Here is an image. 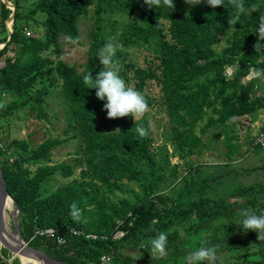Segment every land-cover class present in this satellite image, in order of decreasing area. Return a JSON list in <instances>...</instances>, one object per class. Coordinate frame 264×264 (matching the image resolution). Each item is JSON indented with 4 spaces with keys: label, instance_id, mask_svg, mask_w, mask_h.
<instances>
[{
    "label": "rangeland",
    "instance_id": "374dc122",
    "mask_svg": "<svg viewBox=\"0 0 264 264\" xmlns=\"http://www.w3.org/2000/svg\"><path fill=\"white\" fill-rule=\"evenodd\" d=\"M38 1L19 0L20 6L17 8L11 0H0V33L2 28L7 30L6 35H0V50L9 44L15 29L26 37L42 39L46 37V27L43 25L46 16L37 12L34 14V19L30 20L27 17ZM99 1L103 7V27L92 35L96 27L95 17ZM195 1L197 0H193ZM1 3L10 10L5 20L1 18ZM259 5L264 13V0H259ZM142 7H144L143 0H94V5L89 8L88 14L79 20V43L72 44L65 36H61L59 58L53 46L42 53L44 57L50 59V62L52 61L48 69H55V62L64 59L70 65L76 66L78 73L90 72L95 78L96 72L102 66L98 59L86 66L89 47L97 38L105 41L107 36L112 35L121 45L115 54L120 67L119 75L127 86L137 89L135 86L137 70L155 68L160 64L158 42L171 39L169 21L160 16L157 18L156 15L143 16L140 11ZM153 10L155 13L157 9L153 8ZM257 13V9L249 10L245 16L246 20ZM16 14H20L21 17L17 19ZM149 24L155 32L161 31L162 37L155 33L151 37H146V33L131 35L129 43L122 40L124 32L136 34L139 28H145ZM255 28L251 29L253 35H257L254 33ZM232 34L233 31H228L227 35L212 45V49L217 54H223L228 46L227 39ZM98 44L103 45L99 42ZM18 50L15 44L10 45L0 59V67L5 65L6 58L13 57ZM262 60L257 61L251 68L264 69ZM237 69L236 65L226 67L224 71L226 80L233 79ZM248 73L240 77L238 87L226 90L225 96H231L233 99L241 96L244 88L255 80ZM210 77L212 74L203 76L198 82L204 83ZM61 86L62 83L53 70L52 73H47L43 84L41 82L34 84L33 91L36 92L34 95L32 94L35 92L18 98L16 95L3 94L0 108L8 107V112L0 118V148L4 151V154L0 155V165L14 166L16 161L23 158L27 161L24 162L22 170L28 168L33 173L41 166L49 168L51 173L47 181L42 183L40 190L42 198L73 181L80 183L81 190L85 192V208L88 210L96 209V204L90 199L91 194H94L93 190L98 189V197L105 199L107 204L115 208V213L108 214L109 219L115 223L111 240L119 241L120 244L116 255H107L108 262L101 264H149L154 261H160V264H186L185 257L202 244L206 247H214L216 252L214 264H253L257 261L264 264V247L257 243L242 240L228 245L213 244L215 241L227 240L239 233V210L248 208V202L255 203L253 209L257 214L264 209V195L260 193V186L264 185L262 169L264 168V82L255 84L252 93L244 101L242 110L232 115L235 119L227 120L223 124L219 123L222 100L218 99L216 94H212L203 109L201 119L195 126H179V131H191L198 140L195 141V145L188 143L182 152L178 142L180 136L173 133L177 124L172 121L169 102H166L163 91L155 80H146L142 94L147 103V110L142 116L137 117L136 121L146 117L150 139L148 158L139 156L133 159L132 167L136 170L138 180L124 178L116 181L117 186L111 189L88 175L84 138L77 135V117L72 104L63 95ZM41 88L43 90H40ZM93 92L94 94L90 95L91 101L97 105L95 109L97 126L112 131L119 130L124 120L128 124L136 123L131 115L106 118V110L102 109L103 101L98 100L95 91ZM25 100H29L28 103L20 108ZM14 104L18 107H14ZM15 141L27 145V150L24 151L20 145H15ZM44 152L48 154L47 158L42 157ZM231 152L232 155L229 156ZM35 156L44 160L36 162L32 159ZM150 160L154 164L150 163ZM84 180L93 185L83 184ZM246 188H249L248 193L245 196L239 195ZM159 196L167 198L169 202L165 205L155 202ZM200 198H210L211 203L208 205L223 201L221 207L226 210L223 211V215L213 219H200L193 214H185L184 210L189 208V204ZM147 199L153 200L154 203L149 207L158 208L160 211V215L151 219V224L155 227L152 229L150 225L144 226V222H141L143 227L134 230L136 219L140 214L134 216L133 209ZM89 218H93L90 212L82 220L84 228L80 230H87ZM126 218L132 219L125 229L123 226L126 224ZM18 220L22 239L30 247L34 246V237L26 239L23 236L20 214ZM8 226L13 232L12 220L9 221ZM161 231L167 236L166 254L163 257L153 256L148 253V241ZM251 232L257 235L255 231ZM96 235L99 236L98 239L108 240L105 235ZM260 239L264 246V235ZM33 248L47 254L48 246ZM0 249L5 257H10L13 264H21L15 255L6 254L1 245ZM53 254L58 256L57 259L61 258L58 253ZM67 256L69 257L66 258L69 259L80 260L82 254L71 250ZM129 260L132 262H128Z\"/></svg>",
    "mask_w": 264,
    "mask_h": 264
},
{
    "label": "trees",
    "instance_id": "16d2710c",
    "mask_svg": "<svg viewBox=\"0 0 264 264\" xmlns=\"http://www.w3.org/2000/svg\"><path fill=\"white\" fill-rule=\"evenodd\" d=\"M11 1L15 3L17 8L20 6L19 0ZM188 2L189 4L186 3V0H173V9L161 4L155 13L153 8H149L143 3L144 7L140 10L143 16L156 15L157 18L160 16L169 21L171 39L158 42L160 64L155 68H139L135 76L136 90L141 93L142 87L149 79L155 80L161 87L166 102H169L172 121L177 124L173 133L180 136L178 142L182 152L188 143L191 142L192 145H195V141L198 142V140L191 134V131H179V126H195L197 121L201 119L203 109L208 100L211 99L212 94H216V97L222 100L219 123L223 124L230 120L229 118L234 112L242 110L244 101L252 93L255 84L257 85L260 81L255 79L254 82L244 88L242 95L235 99L231 96H225V91L238 87L240 77L245 76L249 72V68L256 65L257 61L263 59L264 65V39L257 41V35L251 33L252 27L257 26L258 17L264 14L260 9L259 0H225L224 5L215 8L210 7L206 0H199V3L193 2V0H188ZM235 3H240L244 11L237 14ZM93 5L94 0H39L37 2L27 17L30 20L34 19V14L37 12L46 16L43 23L46 27V37L44 39L33 36L26 37L16 29L14 30L9 44L0 50L1 59L10 45L15 44L19 48L18 52L13 57L6 58L5 65L0 67V101L3 94L16 95L18 98L32 94L35 92L33 91L34 84L36 82L43 84L47 73H52L54 70L57 79L62 83L63 95L74 108L77 117V135L84 138L85 164L88 175L111 189V187L117 186L116 181L124 178L138 180L132 162L139 156L148 158L147 151L150 147V139L146 117H141L135 123L146 129L147 135L144 137H140L136 133L135 124H128L126 120L123 121L119 130L102 129L97 126L95 120L97 105L91 101L90 94H94L95 89H86L82 83L86 71L78 73L76 66L70 65L64 59H58L55 62V69H48L52 61L50 62L49 58L42 55L43 52L53 46L54 52L59 58L61 53L59 38L61 36L72 37L77 41L76 43H79V20L88 14L89 8ZM1 7V18L5 20L8 18L10 10L3 3H1ZM251 9H257L258 13L246 20L245 16ZM102 11L103 7L99 1L95 17L96 27L92 35L103 27ZM19 17H21L20 14H16V18ZM230 30L233 31V34L227 39V48L223 54H217L212 49V45L227 35ZM137 31L136 34L124 32L122 40L129 43L131 35L146 33V37H151L153 33L162 37L161 31L155 32L151 24L145 28H139ZM3 34H7L5 28H2L0 33V35ZM95 41L89 47L90 52L86 66L97 60V54L102 47L98 42L104 43V40L100 38ZM259 64L263 66L261 63ZM233 65L238 67L236 74L233 79L226 80L225 68ZM209 74H212V77L207 78L204 83L198 82L199 78ZM34 94L36 92L32 95ZM28 101L25 100L20 108ZM13 106L18 107L16 104ZM7 112L8 107L0 108V118ZM15 145H20L24 151L27 150V145L23 143L15 141ZM2 154L4 151L0 148V155ZM42 154L43 158L48 157L47 153ZM228 155L231 156L232 152ZM32 159L36 162L44 160L39 156L32 157ZM26 161L21 158L15 162L14 166H2V172L10 196L20 207L23 236L26 239L34 237V246L32 247L44 246L46 248L48 246L46 253L49 256H54L57 259L58 256L53 253H58L61 257L58 259H65L70 264H101V257L104 254L115 256L120 244L119 241L111 240L115 223L109 219L108 214L116 211L113 206L105 202V199L98 197V189L93 190L94 194H91L90 199L96 204L94 210L85 208V192L81 190V184L76 181L68 183L49 196L42 198L40 197L41 186L44 181H47L51 171L43 166L37 168L33 173L28 168L22 170ZM150 163L154 164L151 160ZM262 169L264 170V168ZM83 184L93 185L85 180ZM91 188L93 189V187ZM248 191L249 188H246L239 195L245 196ZM260 193L264 195V185L260 186ZM157 199L155 202L159 204L165 205L169 202L167 198L161 196ZM152 201L147 199L133 209L134 216L137 213L140 214V217L136 219L134 230L143 227L141 222H144V226L150 225L149 227L152 229L155 227L151 224V219L160 215V211L158 208L149 207L150 204H154ZM72 203L81 209V216L77 221H73L69 216V206ZM208 203H211L210 198H200L198 201L189 204V208L184 212L185 214H193L200 219H213L223 215V211L226 210V208L223 210L221 207L223 201L214 202L212 205H208ZM254 206V202H248V208L253 209ZM89 212L93 218H89L86 232L105 235L108 240H87L73 237L72 232L74 230L84 228L82 220ZM131 219H125L126 224L123 226L125 229ZM46 228L59 229L67 243L58 246L56 239L34 236L36 229ZM251 231L253 230L244 231L240 225L238 234L227 240L215 241L213 244L228 245L232 242L247 240L264 247L261 239H258L257 235ZM71 250L82 254L80 260L66 258L69 257L67 254ZM3 255L5 256V254ZM128 262L132 261L129 260ZM160 263V261H154L149 264ZM253 264H260V261Z\"/></svg>",
    "mask_w": 264,
    "mask_h": 264
},
{
    "label": "clouds",
    "instance_id": "9594fccd",
    "mask_svg": "<svg viewBox=\"0 0 264 264\" xmlns=\"http://www.w3.org/2000/svg\"><path fill=\"white\" fill-rule=\"evenodd\" d=\"M149 8L161 6L173 9V0H143ZM186 3L189 4L188 0ZM199 3V0H197ZM210 7H217L225 4V0H206ZM196 4V3H194ZM237 14L243 12L244 9L240 3H235ZM257 41L264 39V15H260L255 28ZM66 40L72 44L77 41L72 37H66ZM121 47L115 36L109 35L105 38L102 47L99 49L97 59L102 66L96 72L95 78L89 73H86L82 78V83L86 89H95V97L103 101L102 109L106 110V118H119L131 115L136 122V118L142 116L147 110V103L143 94L136 89L126 85L125 80L119 75L120 67L115 54ZM256 47V45H255ZM257 48V47H256ZM249 76L259 81L264 82V69L249 68ZM234 120L235 117H230ZM136 133L140 137L147 135L144 127L135 124ZM69 216L73 221H77L81 216V209L75 203L70 206ZM240 212V225L246 230H253L257 233L259 239L264 235V209L257 214L251 208H243ZM167 236L161 231L154 238L148 241L149 251L153 256L163 257L166 254ZM216 252L212 246H203V244L195 248L185 257L186 264H214Z\"/></svg>",
    "mask_w": 264,
    "mask_h": 264
},
{
    "label": "water",
    "instance_id": "95a60500",
    "mask_svg": "<svg viewBox=\"0 0 264 264\" xmlns=\"http://www.w3.org/2000/svg\"><path fill=\"white\" fill-rule=\"evenodd\" d=\"M5 3V1H4ZM6 4V3H5ZM7 5V4H6ZM11 200L14 203L15 215H14V231L11 234V238L14 244L6 242L2 236L3 228L0 224V245L3 248L4 252L8 255H21L27 257L28 259L38 260L41 264H70L60 259H56L52 256L45 254L44 252L37 250L33 247H30L22 239L19 225V214L20 207L18 203L10 196V193L7 189V183L3 177L2 167L0 165V216L2 215L3 210L6 207L8 200Z\"/></svg>",
    "mask_w": 264,
    "mask_h": 264
},
{
    "label": "built area",
    "instance_id": "2783aa9c",
    "mask_svg": "<svg viewBox=\"0 0 264 264\" xmlns=\"http://www.w3.org/2000/svg\"><path fill=\"white\" fill-rule=\"evenodd\" d=\"M73 237H79V238H85L87 240H97L99 236L96 234H91L88 233L84 230H74L72 232ZM34 236H39V237H45V238H53L54 240L56 239V242L59 246L62 244H66V239L62 237L61 232L59 229L55 228H46V229H36L34 232ZM2 249H0V264H12L10 262V257H5L2 252ZM107 255H103L101 257V262L102 263H107L109 258Z\"/></svg>",
    "mask_w": 264,
    "mask_h": 264
},
{
    "label": "bare ground",
    "instance_id": "6f19581e",
    "mask_svg": "<svg viewBox=\"0 0 264 264\" xmlns=\"http://www.w3.org/2000/svg\"><path fill=\"white\" fill-rule=\"evenodd\" d=\"M14 203L9 199L6 203V207L2 212V215L0 216V224L3 228V238L6 242L10 243V244H14L12 238H11V234H13V232L10 230L8 223L10 220H14V215H15V207H14ZM14 256V255H13ZM16 258L19 259L21 264H41L38 260L35 259H28L27 257L21 256V255H15ZM10 262L13 264V261L10 260Z\"/></svg>",
    "mask_w": 264,
    "mask_h": 264
}]
</instances>
